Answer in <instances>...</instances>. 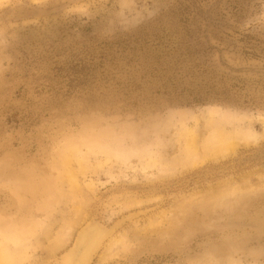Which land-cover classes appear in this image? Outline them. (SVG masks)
I'll list each match as a JSON object with an SVG mask.
<instances>
[{
	"label": "rangeland",
	"instance_id": "obj_1",
	"mask_svg": "<svg viewBox=\"0 0 264 264\" xmlns=\"http://www.w3.org/2000/svg\"><path fill=\"white\" fill-rule=\"evenodd\" d=\"M87 222L88 264H264V0H0V247Z\"/></svg>",
	"mask_w": 264,
	"mask_h": 264
},
{
	"label": "bare ground",
	"instance_id": "obj_2",
	"mask_svg": "<svg viewBox=\"0 0 264 264\" xmlns=\"http://www.w3.org/2000/svg\"><path fill=\"white\" fill-rule=\"evenodd\" d=\"M189 131H191V130H189ZM185 137H186V140L183 144V151L186 154V157H190V155H192V153H194L196 151V149H195L196 148V139H195V135L193 132H187ZM227 143L225 142L224 134L221 133L220 131H218L203 146V149L205 150L204 154L205 153L211 154V155L212 154L213 155L219 154V151H221L223 148L224 149L226 147L231 148L232 143L229 144L230 146H228ZM232 148H233V146H232ZM207 154L205 155V157L208 156ZM188 159L190 160V158H188ZM189 163H190V161H189ZM145 167H147V164ZM145 167L143 169H145ZM72 184H73L72 187H74L76 189V186H74V183H72ZM71 195H72V193H71ZM82 221H83V219H82ZM109 236H110V234H107V232L105 233V232L101 231L100 229H98V227L90 226L88 224L87 227H85L82 230V232L80 233V236L78 237V240L76 241V244H75V247L73 248V250L71 252H69L66 256H64L61 264H88L90 262L92 256L94 254H96L97 249L102 245L103 239L105 237L110 238ZM113 238H115V237H113ZM113 238L111 237L109 239L110 243L112 242ZM53 247H54V250L55 249L57 250L59 248V246L56 244ZM8 253H6V251L2 247H0V264H11V260H10L9 256L7 255Z\"/></svg>",
	"mask_w": 264,
	"mask_h": 264
},
{
	"label": "water",
	"instance_id": "obj_3",
	"mask_svg": "<svg viewBox=\"0 0 264 264\" xmlns=\"http://www.w3.org/2000/svg\"><path fill=\"white\" fill-rule=\"evenodd\" d=\"M88 223H89V222H87V224H88ZM87 224L85 223L83 226H81V227L79 228V230L77 231V233H76V235H75V237H74V239H73V242H72L71 246L61 254V256H60V258H59L60 264L62 263V258H63L64 256H66V255L68 254V252H70V251L72 250V248L75 246V243H76V241L78 240V237L80 236V233H81L82 230L87 226Z\"/></svg>",
	"mask_w": 264,
	"mask_h": 264
}]
</instances>
